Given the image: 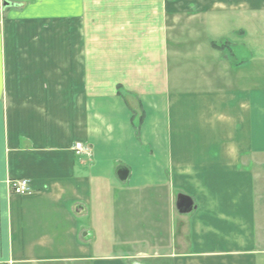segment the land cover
<instances>
[{
  "label": "crops",
  "instance_id": "0c3cea01",
  "mask_svg": "<svg viewBox=\"0 0 264 264\" xmlns=\"http://www.w3.org/2000/svg\"><path fill=\"white\" fill-rule=\"evenodd\" d=\"M1 2L0 264H264V0Z\"/></svg>",
  "mask_w": 264,
  "mask_h": 264
},
{
  "label": "built area",
  "instance_id": "2783aa9c",
  "mask_svg": "<svg viewBox=\"0 0 264 264\" xmlns=\"http://www.w3.org/2000/svg\"><path fill=\"white\" fill-rule=\"evenodd\" d=\"M73 151L77 157H83L90 152V150L85 148V146L80 142L74 145ZM8 185L12 194L15 196L29 197L34 195L35 193L31 181L27 179L10 180L8 181Z\"/></svg>",
  "mask_w": 264,
  "mask_h": 264
},
{
  "label": "water",
  "instance_id": "95a60500",
  "mask_svg": "<svg viewBox=\"0 0 264 264\" xmlns=\"http://www.w3.org/2000/svg\"><path fill=\"white\" fill-rule=\"evenodd\" d=\"M11 4L9 2H1L0 0V14H1V10L3 8H7L9 7ZM120 177H121V174L119 173ZM128 177V176H127ZM126 177V178H127ZM125 178V180H126ZM124 180V179H123ZM192 202L190 201V199L188 198H179L178 200V204H177V208L178 210L181 212V213H188L191 211L192 209Z\"/></svg>",
  "mask_w": 264,
  "mask_h": 264
},
{
  "label": "rangeland",
  "instance_id": "374dc122",
  "mask_svg": "<svg viewBox=\"0 0 264 264\" xmlns=\"http://www.w3.org/2000/svg\"><path fill=\"white\" fill-rule=\"evenodd\" d=\"M262 164H263V169H264V162ZM262 175H263V180H262V183H260V185L264 188V172H262ZM263 207H264V203H263ZM262 212H263V216H261V214L259 213L260 221H262L264 218V210Z\"/></svg>",
  "mask_w": 264,
  "mask_h": 264
},
{
  "label": "trees",
  "instance_id": "16d2710c",
  "mask_svg": "<svg viewBox=\"0 0 264 264\" xmlns=\"http://www.w3.org/2000/svg\"><path fill=\"white\" fill-rule=\"evenodd\" d=\"M213 47L216 49H219L221 46H219V44H217V43H213Z\"/></svg>",
  "mask_w": 264,
  "mask_h": 264
}]
</instances>
